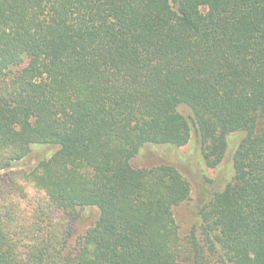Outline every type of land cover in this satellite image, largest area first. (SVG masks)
I'll list each match as a JSON object with an SVG mask.
<instances>
[{
  "label": "trees",
  "instance_id": "1",
  "mask_svg": "<svg viewBox=\"0 0 264 264\" xmlns=\"http://www.w3.org/2000/svg\"><path fill=\"white\" fill-rule=\"evenodd\" d=\"M238 134L189 264H264V0H0V202L15 163L52 147L27 178L58 211H100L71 246L40 206L25 254L0 211V264H184L177 149L215 168ZM143 148L167 162L136 168Z\"/></svg>",
  "mask_w": 264,
  "mask_h": 264
},
{
  "label": "rangeland",
  "instance_id": "2",
  "mask_svg": "<svg viewBox=\"0 0 264 264\" xmlns=\"http://www.w3.org/2000/svg\"><path fill=\"white\" fill-rule=\"evenodd\" d=\"M240 141V135H235L231 140V147L225 154L221 163L215 168H210L206 164L205 158L200 154L195 164H185L193 159L192 153L195 152V145L190 142L184 147L178 148L179 155L183 156L181 162L177 164V169L191 184L190 199L173 209L175 224L178 228L177 244L181 259L184 264L188 262V237H190L193 228L198 225L199 210L209 204L215 193L222 191L226 185L233 180L234 152ZM154 151V150H153ZM40 153L29 156L26 159L18 161L9 171L13 177L14 186H10V193L6 195L5 202H0V211H6L10 208L11 220L8 223L10 227L21 228L26 236H22L21 249L25 254L29 241H35L38 237H45L44 228L40 226L38 232L35 231V209L45 208L50 224V231L53 237H60L67 245L74 246L80 242L85 232L93 226L100 216L98 208L90 207L77 209L74 213L66 214L58 211L49 201L46 193L37 188L32 181L27 178V174L38 164L39 159L50 156L55 152V148H44L38 151ZM174 153V152H173ZM196 156V154H195ZM12 158V153L4 149L0 151V160ZM173 158V157H172ZM185 158L187 160L185 161ZM171 160V159H170ZM157 152H152L149 148H143L132 163L136 168L157 166L166 163ZM191 163V162H190ZM4 174L3 172H1ZM35 231V232H34ZM209 264H214L209 262Z\"/></svg>",
  "mask_w": 264,
  "mask_h": 264
}]
</instances>
